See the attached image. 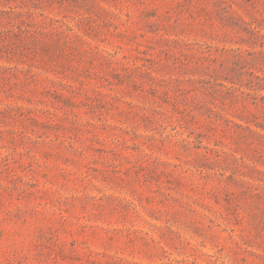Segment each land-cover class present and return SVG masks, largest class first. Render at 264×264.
<instances>
[{
  "label": "rangeland",
  "instance_id": "rangeland-1",
  "mask_svg": "<svg viewBox=\"0 0 264 264\" xmlns=\"http://www.w3.org/2000/svg\"><path fill=\"white\" fill-rule=\"evenodd\" d=\"M0 264H264V0H0Z\"/></svg>",
  "mask_w": 264,
  "mask_h": 264
}]
</instances>
